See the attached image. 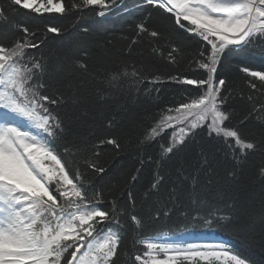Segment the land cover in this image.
Masks as SVG:
<instances>
[{"label": "snow or ice", "instance_id": "1", "mask_svg": "<svg viewBox=\"0 0 264 264\" xmlns=\"http://www.w3.org/2000/svg\"><path fill=\"white\" fill-rule=\"evenodd\" d=\"M117 2L73 0L69 6L65 0H0V264H117L126 226L122 218L137 232L144 228L131 191L140 168L124 188L98 184L111 166L99 162L96 149L111 146L119 154L123 146L118 135L97 138L91 147L89 137L78 135L63 145L65 155L85 153V171L78 165L73 173L57 151V141L63 139L67 129L66 120L83 121L90 115L89 92L96 105H105L129 79L136 85L170 82L195 86L198 93L175 107L162 108L158 118L137 138L138 146L147 147L172 130L168 142L159 146L160 159L155 161L158 168L164 158L186 147L203 128L210 138L222 139L233 161L230 168L218 173L213 167L215 154L201 147L194 164H181L176 169L164 197L160 189L165 177L156 173L143 194L145 202L157 197L153 201L155 218L161 214L168 217L184 198L204 207L211 197L212 201L223 202L228 211L215 208L206 216L197 214L191 219L208 229L215 226L233 232L248 250L242 253L223 241L181 245L156 243L149 238L137 241L144 250L130 256L132 264H264V165L249 180L244 179L243 169L250 154L264 155V103H253L239 121L245 126L255 118L259 124V132L245 138L239 127L228 126L233 113L227 105L233 97L228 81L217 79L218 65L226 54L264 56V0H145L146 5L163 10L175 30L203 41L190 61L206 74L201 79L153 72L146 76L143 68L131 66L129 71L130 65L123 61L122 67L109 69L110 54L103 46L92 49L87 40L75 46L73 55L37 56L30 50L38 51L48 34L61 36L67 30L51 24L33 30L26 22L13 19L21 12L29 18L33 14L43 18L45 14L62 16L97 7L96 14L104 17ZM82 31L87 33L89 29ZM144 38L153 45L154 55L164 56L159 45L162 33L149 29L146 22L136 25V35L127 46L128 56ZM167 43L170 50L164 58L176 65L180 48L170 40ZM238 72L253 92L264 95V64L261 70L241 66ZM49 79L51 83L46 82ZM49 87L57 89L55 96L45 94ZM153 91L160 92L161 88L144 89L148 97ZM247 100L252 102L254 97L249 95ZM51 106H68L78 115L63 117ZM128 112L127 103L119 105V112L107 118L106 127L115 130L123 123L119 114ZM140 163L143 165L144 160ZM201 176L206 177L204 183ZM256 185L259 192L251 190ZM161 201L163 209L157 207Z\"/></svg>", "mask_w": 264, "mask_h": 264}, {"label": "trees", "instance_id": "2", "mask_svg": "<svg viewBox=\"0 0 264 264\" xmlns=\"http://www.w3.org/2000/svg\"><path fill=\"white\" fill-rule=\"evenodd\" d=\"M120 1L118 0L117 5ZM72 2L73 0H65V3L69 6ZM136 4L133 0H127L126 5L108 17L98 16L96 14L99 11L97 7L95 10L70 11L62 16L59 14H45L43 18H36L35 14L29 18L24 15V12H21L17 13L13 19L19 22H26L33 30H42L46 24L67 30L61 36L48 34L46 42L38 51L35 49L30 50L37 56L41 53L44 56H49L50 54L61 57L66 54L73 55L75 46L80 41L87 40L92 49L103 46L110 54V63L106 65L109 69L122 67L123 61L130 65L129 71H131V66L143 68L146 76L149 72H153L165 77L167 75L181 74L191 79L205 78L206 74L203 70L198 69L195 63H190L203 41L183 30H175L169 22L167 14L161 9L148 5L135 8ZM24 11L26 12L27 10ZM141 22H146L149 29H156L162 33L159 45L163 50V57L152 53L153 45L149 43L148 38H144L143 42L134 46L131 56L127 55V46L136 35V25ZM84 28L89 29V31L84 33L82 31ZM39 35L43 37L42 32ZM169 40L180 48V53L177 55L178 64L176 65L168 63L167 59L164 58L170 50L167 43ZM262 64H264V56L259 54L248 56L231 53L224 55L218 65L217 79L225 78L228 81V88L231 90L233 97L227 105V110L233 113L231 121L227 122L228 126L239 127L245 138H251V133L254 131L259 132V124L255 118H250L246 121L245 126H240L239 121L251 110L253 103H264V95L253 92L248 87L243 74L238 72V68L249 66L254 70H261ZM46 82L51 83V80L49 79ZM137 87L140 89L138 93L136 91ZM145 87H159L161 91H153L151 96L148 97L144 93ZM56 93L57 89L55 87H49L45 92L49 96H55ZM197 94L195 86H180L170 82L156 86L147 84V82L136 85L132 79H129L123 83L121 91L114 95L113 100L105 105H96L92 101L91 93L89 92L88 109L90 115L83 121L75 120L69 122L66 120L67 129L63 139L57 141V151L73 173L78 165L81 171H85L83 166L85 153H76L75 156L65 155L63 145L68 141L74 140L78 135L89 137L91 141L89 147H91V144L97 143V138H104L113 134L120 137L123 151L119 154H116L111 146L96 149V151L100 152L99 162L104 164L105 167L111 166L108 175L102 181H98V184L105 186L109 183L119 184L124 188L130 176L136 174V169H141L131 191L136 198L137 214L144 220V228L137 232L130 223L123 221L122 218V222H125L126 226L123 230L121 257L117 264H132L130 256L144 250L143 245L137 243V241L162 234L175 235L189 231L214 232L233 245L238 251L247 254V248L233 232L216 228L215 226L212 229H208L203 227L200 222L191 219L197 214L206 216L209 211L215 208H220L225 212L228 211L223 202L212 201V198L209 197L210 203L207 206L200 207L184 198L168 217L161 214L159 218H155L156 211L153 207V201L157 200V197L154 196L146 202L143 200V194L149 189L156 173H160L165 177L160 189V196L164 197L171 188V181L175 179L176 169L181 164L185 165V167L194 164L199 159L197 154L201 147L215 154L213 167L218 173L222 174L225 169L231 167L233 161L230 150L224 145L222 139L210 138L207 135L206 128L198 130L196 136L188 140L186 147L164 158L162 166L159 168L155 163L157 159H160L159 146L168 142L171 136L170 130L150 146H138L137 138L141 136L146 127L150 126L154 119L158 118V113L162 108L175 107L181 101H184L186 97ZM249 95L254 97V101L250 102L247 100ZM133 101L136 102L133 103ZM125 103H127L129 112L127 114H119V116H123V123L115 130H109L106 127L107 118H110L113 112H119V105ZM51 107L54 112H58L63 117L78 115L77 110L70 109L68 106L61 108ZM88 155L91 156V153H88ZM150 156L152 157L151 160H149ZM141 159L144 160L143 165L140 163ZM261 165H264V155L250 154L243 165L244 179L249 180L254 177ZM205 180L206 177L201 176V183H204ZM251 190L259 192L260 189L256 185ZM105 191L107 192V187H105ZM103 206L107 207L108 205ZM157 207L163 209V201ZM182 212L186 215H181Z\"/></svg>", "mask_w": 264, "mask_h": 264}, {"label": "rangeland", "instance_id": "3", "mask_svg": "<svg viewBox=\"0 0 264 264\" xmlns=\"http://www.w3.org/2000/svg\"><path fill=\"white\" fill-rule=\"evenodd\" d=\"M156 243H179L181 245L192 244H210L221 242L219 239L213 237L212 235L201 234H184L175 237H162L157 239H152Z\"/></svg>", "mask_w": 264, "mask_h": 264}, {"label": "bare ground", "instance_id": "4", "mask_svg": "<svg viewBox=\"0 0 264 264\" xmlns=\"http://www.w3.org/2000/svg\"><path fill=\"white\" fill-rule=\"evenodd\" d=\"M198 38V37H197Z\"/></svg>", "mask_w": 264, "mask_h": 264}]
</instances>
